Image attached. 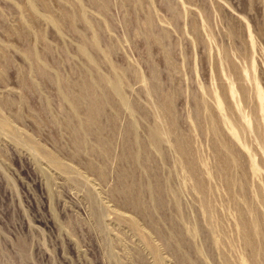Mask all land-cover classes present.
I'll return each instance as SVG.
<instances>
[{
  "label": "rangeland",
  "instance_id": "374dc122",
  "mask_svg": "<svg viewBox=\"0 0 264 264\" xmlns=\"http://www.w3.org/2000/svg\"><path fill=\"white\" fill-rule=\"evenodd\" d=\"M240 84L263 141L264 0H0V264H264V150ZM221 85L246 129H223L243 168L232 197L200 130L205 107L225 117ZM165 95L207 193L163 130Z\"/></svg>",
  "mask_w": 264,
  "mask_h": 264
},
{
  "label": "bare ground",
  "instance_id": "6f19581e",
  "mask_svg": "<svg viewBox=\"0 0 264 264\" xmlns=\"http://www.w3.org/2000/svg\"><path fill=\"white\" fill-rule=\"evenodd\" d=\"M171 8V7H170ZM169 8V9H170ZM171 10V9H170ZM172 12V11H171ZM153 20V19H152ZM152 24V23H151ZM231 30V29H230ZM236 31V30H235ZM232 35V33H231ZM234 37V36H233ZM164 38V37H163ZM232 39V38H231ZM214 42V41H213ZM214 44V43H213ZM224 54V53H223ZM226 57V59H228V55H224V58ZM248 59V57H247ZM250 60V59H248ZM245 61V60H244ZM223 63V62H222ZM236 63V62H235ZM249 63V62H248ZM252 64V63H249ZM232 69H236L234 64H230ZM229 65V66H230ZM237 66V65H236ZM223 67V66H222ZM245 67V66H244ZM247 67V66H246ZM248 68V67H247ZM117 70V69H116ZM248 70V69H247ZM119 71V70H117ZM233 72V71H232ZM249 72V71H248ZM243 74V73H242ZM236 76V75H235ZM241 76V75H240ZM123 77V76H122ZM239 79V78H238ZM236 79V80H238ZM121 80V79H120ZM232 80V79H231ZM230 80V81H231ZM244 81V80H243ZM239 82H241V80H239ZM235 83V82H234ZM236 84V83H235ZM115 85V83H114ZM118 85V84H117ZM154 87V86H153ZM157 87V86H156ZM114 89L118 92L121 93V88L119 86H115ZM156 89V88H155ZM158 89V88H157ZM220 92L217 95V102L219 105H223L224 106V110H225V117L221 118L219 116H217V114H215L209 107H205V110L207 112V120H208V125H203L200 123V130H202L203 132H207L210 133L215 139L213 140L215 143H213V146L215 144V147H213L215 149V151L217 152L216 154L218 155V163H219V167H217V169L219 168L220 170V175L219 177H221L222 183L224 184L229 196H231L233 190L236 188L240 190V192H244L242 187H239V183L240 181H244V179L242 180L238 170H241L243 168L241 167V163H240V156L237 153V151L234 149V147L232 146V143H230L229 140L231 139H227L225 136V133H223L224 126H229L232 128L233 131L236 132L237 134H245L244 132L246 131V129L243 127L242 122H241V118H242V108L244 110V108L249 107V112L248 115H250L251 120L253 121V128L252 131L256 134L257 139L261 142L259 144L262 143L261 148L262 150H264V139L262 141V138L260 136V127H261V122H259L260 118L257 114V108L255 107V105H253V101L250 99V92L248 87H245L243 84H240V87L238 89L239 92V103L243 104V107L241 108L240 106H238V104H236L235 107H232L229 102L227 101V96L226 93L227 90L225 85H221L219 87ZM252 90V89H251ZM257 91V90H256ZM230 93V92H229ZM216 94V93H215ZM85 96V95H84ZM79 98V97H78ZM77 97H72L71 101L72 103L75 105H77V102L79 101ZM215 98V97H214ZM97 99V98H96ZM253 99V98H252ZM110 100V99H109ZM161 100V101H160ZM160 113H162L161 115L164 118L165 124H166V130L163 129L164 131H166L169 135H171L173 137V135H175V143L174 141H172L174 144L173 146L175 147L177 153H178V159L179 162L181 164L182 169L184 170V174H186V177H188V179H190L192 181V188L195 190H198L201 193H207L208 188H211V185H209V183H207L206 179L204 180L203 175L200 171L199 168V164L201 161L196 147L195 145H193V140L194 138H192V133L190 135H186V134H181L178 132V121H177V117L175 114V109H174V104H173V100L169 95H165L161 96L160 99ZM237 100V98H236ZM113 101V100H112ZM251 101V102H250ZM215 104V103H214ZM93 105V104H92ZM207 105V104H206ZM210 105V104H209ZM253 105V108L252 106ZM76 107V106H75ZM103 107V106H102ZM129 107V105H128ZM202 105H198L197 110L202 113ZM133 109V108H132ZM248 111V110H247ZM97 113V108L95 106L91 107V114H95ZM99 113V112H98ZM206 114V113H204ZM99 116V115H98ZM206 116V115H204ZM3 118V117H2ZM205 118V117H204ZM255 119V120H254ZM92 121V120H91ZM133 121V120H132ZM255 121H256V125H255ZM261 121V120H260ZM264 121V119H263ZM3 122V121H2ZM1 122V123H2ZM6 122V121H5ZM87 122V121H86ZM96 123V122H95ZM263 123V122H262ZM87 124V123H86ZM156 125V124H155ZM263 125V124H262ZM88 127V125H86ZM6 128V127H5ZM85 128V127H84ZM91 128V127H90ZM247 128V126H246ZM88 129V128H87ZM89 131V130H88ZM262 133V132H261ZM137 135V134H136ZM239 136V135H238ZM253 138V137H252ZM264 138V136H263ZM247 139V138H246ZM134 141V140H133ZM141 141V140H140ZM152 145L154 146V148L156 150H158L159 152H161V147L162 146V132H161V128L159 126H155L154 128H152L151 131V139H150ZM232 141V140H231ZM251 141V140H250ZM249 141V142H250ZM135 143V142H134ZM196 143V142H194ZM253 143V142H252ZM257 143V141H256ZM145 144V143H144ZM247 144V143H246ZM146 146V145H145ZM195 147V148H194ZM41 149V148H40ZM144 149V147H143ZM249 149V148H248ZM134 151V150H133ZM214 151V152H215ZM143 152V151H142ZM129 153V152H127ZM201 154V153H200ZM54 156V155H53ZM132 158L138 159V155L136 153H132L130 155ZM129 156V157H130ZM262 156V155H261ZM203 157V156H202ZM215 157V156H214ZM53 158V157H52ZM215 159V158H214ZM205 161V160H204ZM204 163V162H203ZM143 164V163H142ZM200 166H202L200 164ZM213 166V165H212ZM210 171V170H209ZM212 171V170H211ZM218 171V170H216ZM218 171V172H219ZM212 173V172H211ZM242 173V172H241ZM99 174V173H98ZM122 176V175H121ZM131 176V175H130ZM241 176L245 177L243 174H241ZM159 177V176H158ZM215 177V176H214ZM213 177V178H214ZM157 178V177H156ZM131 179V178H130ZM220 180V178H218ZM160 180V178H159ZM220 180V181H221ZM218 181V180H216ZM219 181V182H220ZM127 182V181H126ZM130 183V182H129ZM155 183V182H154ZM162 183V182H161ZM159 184V183H157ZM222 184V186H223ZM242 184V183H241ZM244 184V183H243ZM125 185V184H124ZM164 184H161L160 186L158 185H154L151 188V191L153 194H159V195H164V191H163V186ZM127 187V186H125ZM148 188V187H147ZM165 189V188H164ZM212 189V188H211ZM149 190V189H148ZM210 191V190H209ZM237 191V190H236ZM150 192V191H149ZM152 194V195H153ZM247 194V193H245ZM162 195V196H163ZM162 196H160V198H162ZM136 197V196H135ZM232 197V196H231ZM131 198V197H130ZM158 198H156L158 203H162V200ZM154 199V198H153ZM124 200V199H123ZM127 200V199H126ZM129 200V198H128ZM130 201V200H129ZM134 201V200H133ZM138 201L139 198H138ZM155 201V200H154ZM233 201V200H232ZM127 202V201H125ZM132 201H130L131 203ZM156 202V201H155ZM128 203V202H127ZM129 203V204H130ZM136 203V202H135ZM214 203V202H213ZM141 203H136V206L138 209H142V204ZM249 204V203H248ZM135 205V204H134ZM241 211V210H240ZM243 212V211H242ZM146 217V216H145ZM148 220V219H147ZM249 226V225H248ZM178 258V257H177Z\"/></svg>",
  "mask_w": 264,
  "mask_h": 264
}]
</instances>
